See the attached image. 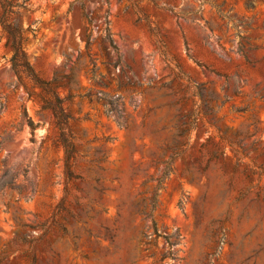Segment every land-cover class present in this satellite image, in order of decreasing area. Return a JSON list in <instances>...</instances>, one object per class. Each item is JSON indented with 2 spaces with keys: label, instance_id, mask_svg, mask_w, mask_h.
Returning <instances> with one entry per match:
<instances>
[{
  "label": "rangeland",
  "instance_id": "374dc122",
  "mask_svg": "<svg viewBox=\"0 0 264 264\" xmlns=\"http://www.w3.org/2000/svg\"><path fill=\"white\" fill-rule=\"evenodd\" d=\"M9 1L75 159L0 24V264H264V0Z\"/></svg>",
  "mask_w": 264,
  "mask_h": 264
},
{
  "label": "trees",
  "instance_id": "16d2710c",
  "mask_svg": "<svg viewBox=\"0 0 264 264\" xmlns=\"http://www.w3.org/2000/svg\"><path fill=\"white\" fill-rule=\"evenodd\" d=\"M73 3L70 4L69 10L72 9ZM0 7L2 9V14L0 17V24L2 25L3 29L6 31L8 36V41L12 48V55L10 58L11 68L17 77L21 86L29 93V95L34 94L39 102L41 109L50 110L56 127L59 129V140L61 142L62 147L65 151V164L67 167V178L70 179L73 177V173L70 170L72 161L75 159V149L74 145L71 144L69 138L65 133V128L69 121V115L64 111V107L62 104V99L57 94L55 86L51 83V81H44L39 78L36 73L34 72L29 60L27 53L23 47V34L24 29L17 23L10 21L9 15L12 12V4L9 0H0ZM81 15L85 17L88 21V24L91 23V17L85 14L83 8H81ZM107 35H109V30L106 27L104 29ZM91 28L85 27L84 29V37L86 38L87 42L90 39ZM106 35V36H107ZM108 41L109 37H108ZM111 43V42H110ZM111 64V63H110ZM112 66L117 65L120 66V60H117V63L111 64ZM122 71V69H121ZM94 75V74H93ZM38 89V90H37ZM196 95L202 96L200 92V88L196 87ZM123 98L122 95H117V99ZM216 96L213 93H209V99H215ZM226 98V96H224ZM105 104L108 106L113 105L114 100L110 97L104 98ZM225 101V100H224ZM223 101V102H224ZM110 109H106V112H109ZM202 111L200 109H194L189 117L188 121H182L179 124V131L176 138L171 140V144L168 145L169 148L174 149L180 143L179 137H181L185 132H187L190 128L193 127L196 117L200 115ZM119 112L117 110V124L122 126L123 124L119 120Z\"/></svg>",
  "mask_w": 264,
  "mask_h": 264
}]
</instances>
